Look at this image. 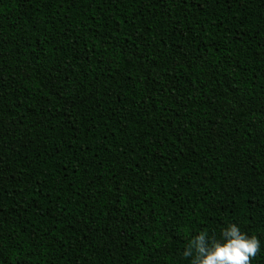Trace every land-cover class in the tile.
I'll return each instance as SVG.
<instances>
[{"label": "trees", "instance_id": "1", "mask_svg": "<svg viewBox=\"0 0 264 264\" xmlns=\"http://www.w3.org/2000/svg\"><path fill=\"white\" fill-rule=\"evenodd\" d=\"M229 223L264 264V0H0V264H190Z\"/></svg>", "mask_w": 264, "mask_h": 264}, {"label": "clouds", "instance_id": "2", "mask_svg": "<svg viewBox=\"0 0 264 264\" xmlns=\"http://www.w3.org/2000/svg\"><path fill=\"white\" fill-rule=\"evenodd\" d=\"M261 248L256 235L241 230L236 223L221 229V238L213 239L201 231L189 240L182 255L190 264H250Z\"/></svg>", "mask_w": 264, "mask_h": 264}]
</instances>
